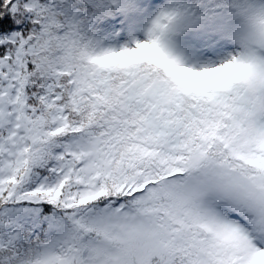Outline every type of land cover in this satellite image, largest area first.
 I'll return each instance as SVG.
<instances>
[{"label":"snow or ice","instance_id":"obj_1","mask_svg":"<svg viewBox=\"0 0 264 264\" xmlns=\"http://www.w3.org/2000/svg\"><path fill=\"white\" fill-rule=\"evenodd\" d=\"M0 264H264V0H0Z\"/></svg>","mask_w":264,"mask_h":264}]
</instances>
